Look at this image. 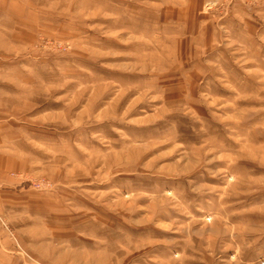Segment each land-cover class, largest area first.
Instances as JSON below:
<instances>
[{"label": "rangeland", "instance_id": "374dc122", "mask_svg": "<svg viewBox=\"0 0 264 264\" xmlns=\"http://www.w3.org/2000/svg\"><path fill=\"white\" fill-rule=\"evenodd\" d=\"M12 1L0 264H264V0Z\"/></svg>", "mask_w": 264, "mask_h": 264}, {"label": "crops", "instance_id": "0c3cea01", "mask_svg": "<svg viewBox=\"0 0 264 264\" xmlns=\"http://www.w3.org/2000/svg\"><path fill=\"white\" fill-rule=\"evenodd\" d=\"M13 4V1L12 0H0V11L1 12H3L4 10L5 11H7V9H8V7L10 6V5H12ZM11 21V20H10ZM3 164L2 163H0V170H1V166H2ZM11 181V180H10ZM10 181H7L8 183H10ZM12 182V181H11Z\"/></svg>", "mask_w": 264, "mask_h": 264}]
</instances>
